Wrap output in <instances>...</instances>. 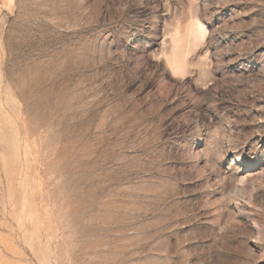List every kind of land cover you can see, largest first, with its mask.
Here are the masks:
<instances>
[{
	"label": "rangeland",
	"instance_id": "obj_1",
	"mask_svg": "<svg viewBox=\"0 0 264 264\" xmlns=\"http://www.w3.org/2000/svg\"><path fill=\"white\" fill-rule=\"evenodd\" d=\"M0 264H264V0H0Z\"/></svg>",
	"mask_w": 264,
	"mask_h": 264
}]
</instances>
